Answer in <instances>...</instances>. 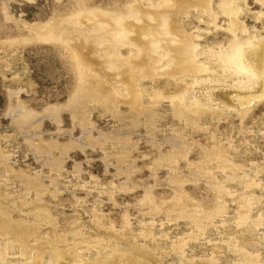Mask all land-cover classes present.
<instances>
[{
    "label": "rangeland",
    "instance_id": "rangeland-1",
    "mask_svg": "<svg viewBox=\"0 0 264 264\" xmlns=\"http://www.w3.org/2000/svg\"><path fill=\"white\" fill-rule=\"evenodd\" d=\"M76 1L0 0V221L34 232L24 255L15 231L0 237V264H264V99L236 111L230 76L188 86L200 114L170 104L184 85L165 78L144 81L139 108L81 95L69 50L33 30ZM235 2L238 27L264 38V0ZM218 25L226 45L227 19Z\"/></svg>",
    "mask_w": 264,
    "mask_h": 264
},
{
    "label": "bare ground",
    "instance_id": "bare-ground-1",
    "mask_svg": "<svg viewBox=\"0 0 264 264\" xmlns=\"http://www.w3.org/2000/svg\"><path fill=\"white\" fill-rule=\"evenodd\" d=\"M77 1L79 10L67 20H52V23L34 26L33 30L37 40L60 42L69 50L80 94L98 95L103 105L115 103L116 106L119 99H124L123 102L136 108L147 96H143L144 81L153 84L165 78L176 86L184 85L182 94L168 98L170 104L187 111L183 104L188 101L194 114H200L203 103L201 105L196 98L190 101L188 86L219 87L232 78V88L242 92L233 97L236 111L245 112L264 99V38L245 34L247 31L238 27L235 0H219L216 10L211 0H115L113 5L121 6L110 11L87 9L88 5L85 8V3ZM219 17L227 19L226 45L217 42V33L222 29L218 25ZM201 25L204 30L200 29ZM65 27L70 28V42L63 41V36L67 35ZM92 65L103 68L104 79L100 80V73L96 76L98 71L94 73ZM163 98L155 92L149 101L156 103ZM16 115L19 120L28 118L23 108H19ZM32 229L5 217L0 221V237L8 238L15 231V242L12 241L18 244L21 255L28 250L27 240L32 236ZM5 250L1 254L0 249L1 260L7 257ZM127 260L131 259L126 258V264Z\"/></svg>",
    "mask_w": 264,
    "mask_h": 264
}]
</instances>
